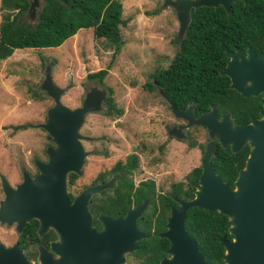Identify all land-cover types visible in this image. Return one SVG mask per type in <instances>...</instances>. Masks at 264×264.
Returning a JSON list of instances; mask_svg holds the SVG:
<instances>
[{
  "label": "rangeland",
  "instance_id": "1",
  "mask_svg": "<svg viewBox=\"0 0 264 264\" xmlns=\"http://www.w3.org/2000/svg\"><path fill=\"white\" fill-rule=\"evenodd\" d=\"M174 1L121 0L125 22L120 25L122 44L117 52L105 39L94 37L92 28H84L58 46L16 49L0 60V201L6 185L14 189L26 178L37 175L39 164L48 160L47 148L55 146L51 136L39 126L46 120L47 109L54 104L41 88L49 71L52 82L65 88L59 100L70 109L81 106L90 89L97 88L95 92L102 93L100 110L86 112L77 128L86 155L81 174L75 173L78 177L74 193L83 188L97 170L117 161L124 162L131 153L137 156V167L131 172L133 183L151 178L156 193L171 192V183L183 180L193 167H200L206 144L211 140L206 128L191 125L185 129L184 139L169 136L166 131L172 123L185 121L170 112L159 88L149 90L145 86L156 69L168 66L173 58L172 40L181 37L178 34L180 22L171 5ZM26 21L33 24L35 17L26 15ZM101 68H107L102 81L86 79L87 73ZM36 93L42 97H34ZM109 95L121 109L120 114L108 112ZM24 123L26 128H17ZM121 176L108 180L113 179V183ZM149 202L150 199L142 214L147 211ZM0 224L15 226L5 218ZM12 229L17 233L21 230L16 226L0 227V240H10ZM38 250L36 264L41 252H47ZM55 256L54 253L52 258ZM129 264H138V261L129 258Z\"/></svg>",
  "mask_w": 264,
  "mask_h": 264
},
{
  "label": "water",
  "instance_id": "2",
  "mask_svg": "<svg viewBox=\"0 0 264 264\" xmlns=\"http://www.w3.org/2000/svg\"><path fill=\"white\" fill-rule=\"evenodd\" d=\"M45 1H28L26 15L35 17L34 23L37 21L36 11ZM233 1L175 0L171 5L180 22L178 34L182 36L185 33L190 20V8L222 5L228 12ZM231 61L220 74L231 77L232 88L243 95L264 90V65L254 60L252 65L245 67L251 74L248 77L256 84L244 90L236 74L245 68L240 65L232 68ZM50 73L45 75L41 88L53 99L54 104L47 109L46 120L39 126L51 136L55 146L47 148L48 160L39 164V173L33 178H26L14 189L9 188L1 178L2 184L6 186L4 198L0 201V220L5 218L22 228L25 222L34 218L39 221V233L49 227L56 231L58 240L51 245L55 258L48 252H41L38 264H125V254L134 251L137 248L136 241L147 236L145 231L138 228L136 220L147 205L149 196L134 207H128L123 215L112 217L99 213L101 230H96L91 224L87 201L92 194L108 188L113 179L86 187L72 201L69 200L65 188L66 174L74 172L80 175L86 155L77 128L86 112L100 110L99 95L102 93L95 92L97 88L90 89L81 106L70 109L59 100L65 88L55 85ZM160 92L174 117L185 121L170 127L167 131L169 136L184 139L185 129L196 125L206 128L211 140L207 142L200 159L201 171L193 196L182 199L173 192L169 194L177 206L170 207L165 230L159 233L169 242L165 250L168 257L161 258L156 264H207L196 241L184 227L186 210L193 206L227 215L231 239H221L225 248L224 264H264V99L260 111L262 118L235 125L228 112L218 118L215 105H210L206 112L195 116L191 105L184 109L176 108L162 89ZM212 138L221 147L229 146L232 152L238 151L245 143L250 146L233 187L222 181L210 164L211 153L208 151L213 152ZM0 264L29 262L18 246L6 247L0 242Z\"/></svg>",
  "mask_w": 264,
  "mask_h": 264
},
{
  "label": "trees",
  "instance_id": "3",
  "mask_svg": "<svg viewBox=\"0 0 264 264\" xmlns=\"http://www.w3.org/2000/svg\"><path fill=\"white\" fill-rule=\"evenodd\" d=\"M29 0H0V60L10 56L14 50L55 47L65 39L75 35L84 28H92L93 36L108 41L117 52L122 44L120 25L122 18L121 0H46L37 12V21L32 25L26 21V9ZM263 4V3H262ZM264 6V4H263ZM264 12V9H263ZM243 16L241 0L230 3L227 12L222 5L199 6L191 9L190 21L184 36L177 40V49L173 58L165 68H158L151 74L150 82L145 83L149 90L162 89L165 96L176 108L192 106V112L198 116L206 112L210 105H215V113L219 118L228 112L235 125L251 121L257 115L261 103L255 97H243L228 86L225 75L219 74L226 59L225 52L234 47H242L241 32ZM208 18H215L209 21ZM255 21L264 25V19L258 16ZM259 32L264 29L249 30V43L252 48L259 49L257 43ZM264 38V35L261 36ZM107 68L86 74V79L96 78L102 81ZM110 91L111 89L108 88ZM36 98L42 95L33 94ZM108 112L121 113V109L113 103L111 95L107 98ZM20 124L17 128H26ZM202 148V144H197ZM249 146L244 144L238 151L232 152L229 146L221 147L214 142L210 164L224 182L231 187L244 166ZM137 167V156L129 154L124 162L117 161L112 169L122 175L118 180L115 200H90V210L116 215L126 211L130 204L137 205L146 196H150L149 206L138 224L150 233L162 229L164 215H168L170 205L176 203L168 194L156 195L154 181L144 179L134 186L128 176ZM200 167H193L184 177L171 183L174 195L182 199H190L197 185ZM71 177H74L71 173ZM157 207L160 213L154 219ZM230 221L227 215L217 211H209L196 206L186 210L184 227L197 243L198 250L203 253L207 264H224V245L222 238L231 239ZM169 242L166 238L150 234L137 241V248L132 252L138 264H156L164 257Z\"/></svg>",
  "mask_w": 264,
  "mask_h": 264
},
{
  "label": "flooded vegetation",
  "instance_id": "4",
  "mask_svg": "<svg viewBox=\"0 0 264 264\" xmlns=\"http://www.w3.org/2000/svg\"><path fill=\"white\" fill-rule=\"evenodd\" d=\"M262 3L264 4V0H241L243 16L240 18V20L242 22V32H241V38L240 39H241L242 47H234V48L229 49L225 52L226 59L224 61V65L222 66V68L219 71V74L227 66V64L231 60H232L231 61V67L232 68H234L236 65H238V66L240 65V67H243V68L248 67L254 63V60L259 62L260 64L264 65V38L261 37L264 34L262 32H259L258 35H255L257 37V43L261 46V48H259V49L252 48L250 46V43H249V30H250V28L254 29L255 31L260 29V28L264 29V25L258 24L256 21L253 25H251V23L254 22L253 20L256 19L258 16H260V18L264 19V12H263L264 6ZM191 9H194V8H190V11H191ZM214 19L215 18H208L209 21H213ZM184 34L185 33H183V35L180 38H177V36H176V39L172 40V46H173L174 50H175V48H177V40L181 39L184 36ZM174 50H173L172 57L174 56ZM228 54H230V57L228 56ZM232 55H233V57H231ZM231 74L233 75L232 72H231ZM234 74H235V72H234ZM249 75H251V74L247 70V68L242 70V72L240 71V73L236 74V76H238L239 83L244 87V90H248L250 87H254V85L256 84V82L254 80H251L248 77ZM225 76L228 79V86L230 88H232L230 86L231 77L229 75H225ZM156 89H157V87H156ZM232 89H234V88H232ZM236 92H238V91H236ZM238 93L240 95H242L243 97H252L253 96L257 100H259L261 105L257 110V115H254V116L252 115L251 120L262 118L260 111H261L262 106H263L262 100L264 99V90L257 91L256 93H249L247 95H243L240 92H238ZM180 123H182V121L172 123L167 128V131L170 127L178 126ZM167 131H166V133H167ZM214 141H216L215 138L213 139V142ZM114 165L115 164H112L109 167L97 170L96 173L93 175V177L90 179V181L87 184H85L83 186V188H80L79 191L76 193L73 192V188H74V182L78 176L73 172L68 173L67 177H66L65 188H66V192H67V196H68L69 200L72 201L73 198L82 189H84L86 187H89V186H92L95 184H101V183L105 182L106 180H108L109 178H118L119 171L116 169L115 170L112 169V167ZM82 167H83V165H82ZM71 173L75 176L71 177L70 176ZM82 174H83V171H82ZM128 176L131 177V173L128 174ZM118 180H114V182L112 183V186L110 188L102 189V190H100V192L92 194L87 201V208H88L89 213L91 214V224L96 230H101V228H102V224L100 223V221L98 219L99 213L115 217L117 215H123L126 212L125 211L122 214L112 215V214L104 213L102 211H98L96 214H94V211L90 210V207H91L90 206V200L91 199L98 200V202H100L99 200H102V199H105L107 201L108 200L113 201L116 199L115 191L118 188ZM142 180H144V179L139 180L137 182V184ZM136 185L134 184V186H136ZM160 193H162V192L156 193V195L160 194ZM163 193L168 194V195L170 194V192H163ZM149 199H150V196H149ZM134 206L135 205L130 204L128 207H134ZM171 206H174V205L169 206V208H168L169 211H170ZM176 206H177V204H176ZM169 211H168V215H169ZM159 213H160V208L157 207V209L155 210V213L153 215L154 219H156V217L159 215ZM168 215H164L165 221H164V223L161 224L162 229H159L158 231H156L155 230L156 226L153 223L152 226L150 227V233L146 232V230L144 228H141V226L138 224V218L141 217V216H139L136 220V223H137V226L139 229H141L147 233V236L144 238L149 237L150 234H154V235H157L158 237H160L159 233L165 230V222H166V218ZM0 227H15V226L14 225L7 226L6 224H0ZM38 227H39V221L32 218L28 222H25V225L22 226L20 232L17 233L14 229H12L13 236L11 235L12 237L10 238V240L4 241L1 239L0 242L4 246L5 245L8 246V245H12V244H15L16 246H18L23 251L24 255L27 258V261L30 264H36V261H37L36 257L38 255V251H39L38 249L39 248L44 249L45 251L50 253L52 255V257H54V251L51 248V243H54L57 240V233L55 232V230L52 227H50L46 231H44L42 234H38V231H37ZM136 244H137V241H136ZM132 252L127 253L125 255L127 264H129V258H133ZM165 254H166V252H165ZM164 257H168V254H166ZM161 258H163V257H161Z\"/></svg>",
  "mask_w": 264,
  "mask_h": 264
}]
</instances>
